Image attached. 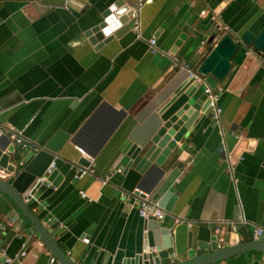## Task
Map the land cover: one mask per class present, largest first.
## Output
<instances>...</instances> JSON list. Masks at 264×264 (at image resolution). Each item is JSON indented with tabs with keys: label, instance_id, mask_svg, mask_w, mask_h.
I'll use <instances>...</instances> for the list:
<instances>
[{
	"label": "crops",
	"instance_id": "obj_1",
	"mask_svg": "<svg viewBox=\"0 0 264 264\" xmlns=\"http://www.w3.org/2000/svg\"><path fill=\"white\" fill-rule=\"evenodd\" d=\"M116 2L124 9L135 4L0 0V123L21 132L27 147L46 143L58 130L69 135L57 165L69 174L57 188L39 190L34 209L75 264H124L140 251L144 221L131 195L139 175L132 167L125 171L122 148L194 71L211 35L235 37L264 23V0H153L140 11V38L131 30L119 40L92 44L87 31ZM151 39L158 53L150 52ZM173 58L183 68L174 67ZM204 80L220 89L221 114L218 123L201 116L172 155L178 198L160 222L173 229L174 264L189 261L187 253L212 236L221 249L250 242L254 228L264 229V54L241 48L229 79ZM80 156L90 161V172L73 179L70 163ZM14 212L0 205V224L15 225ZM19 228L27 239H7L10 227L0 230L6 258L29 241L18 264H49V251L28 227ZM217 264H264V255L245 253Z\"/></svg>",
	"mask_w": 264,
	"mask_h": 264
},
{
	"label": "water",
	"instance_id": "obj_2",
	"mask_svg": "<svg viewBox=\"0 0 264 264\" xmlns=\"http://www.w3.org/2000/svg\"><path fill=\"white\" fill-rule=\"evenodd\" d=\"M131 13L132 9H124L121 2L114 3L102 13L101 22L87 31L86 36L92 44L99 40L107 44L123 38L133 27ZM218 28L219 26L216 27ZM251 28L235 37L230 34H223L219 38L211 35L204 43L208 46L205 56L194 72L204 79L210 78L217 83H224L231 77L233 58L241 48L264 54V23L256 32ZM187 73L185 80L154 109L145 123L135 128L119 154V160L125 161V171L132 167L139 175L138 192L133 191L134 196L140 199L147 196L168 214L172 213L178 198L174 182L179 175V168L176 166L175 155H172L178 152L177 144L187 137L199 118L209 116V102L204 84L198 83L189 77V72ZM68 139L69 135L58 130L46 143L32 144L26 148L7 136H0V205L3 208L15 209L10 215V220L15 225L7 230V239L18 237L24 240L25 229L22 231L19 227H28L30 237H36L58 264L75 263L53 239L56 231L45 228L48 227L49 221L43 223L34 208L38 206L36 195L39 190L45 186L57 188L69 174L68 171L62 173L57 166L58 154ZM70 143H74L72 139ZM25 148L27 150H24ZM23 150L25 155L18 164L17 154ZM52 162L54 168L45 175L43 182H39L38 179L43 177ZM90 166L88 159L78 157L70 163L72 178L75 179L74 175H79V169L90 172ZM262 166L264 167V161ZM25 198L29 201L25 202ZM142 220L144 226L141 249L133 259L124 261V264H174V259L169 253L173 244V229L154 219ZM15 229L19 232L18 236ZM30 237L28 240L31 241ZM245 253L264 255L263 239L235 243L220 249L216 238L212 236L207 243L198 242L197 250L187 253L189 261L179 264H217L229 257ZM0 257L5 263V258Z\"/></svg>",
	"mask_w": 264,
	"mask_h": 264
},
{
	"label": "built area",
	"instance_id": "obj_3",
	"mask_svg": "<svg viewBox=\"0 0 264 264\" xmlns=\"http://www.w3.org/2000/svg\"><path fill=\"white\" fill-rule=\"evenodd\" d=\"M151 3H153V0H135V4L132 7V13L130 16V20L132 21V25H133L132 31L137 35V38H140V24H141L140 23V11L142 10L143 7H145L146 5H150ZM201 14L203 15L204 12H202ZM155 44H156L155 39H151L148 41L150 52L152 54L159 52L157 50ZM167 56H171V55L167 53ZM173 65H174V67H182V65H180L178 63L177 59H175V58H173ZM188 72H189V77L194 78L198 83L205 84L204 91L208 96L207 99L209 102V104H208L209 115H210L213 122L218 123L219 118H220V114H221V109L218 106L220 89H217V90L212 89L210 86L206 85L204 78L197 75L194 71L188 70ZM7 135H10L11 140L15 141L18 145L23 144L24 147H27V143L22 138L21 132L14 133L11 131V129L5 128L0 123V136H7ZM80 152L82 153L81 150H80ZM53 168H54V163L52 162L46 168V170L43 174V177L38 179V181L43 182L45 180V177H46L45 175L49 174ZM117 172L120 173L121 171L117 170ZM78 173H79L78 176L74 175L75 179H78V178L82 177L83 175L87 174L88 170L79 169ZM101 183H102V185H105L107 183V179L102 180ZM134 192H138V190L135 189ZM134 192H132L131 195L133 196V198L135 200L134 203L136 205L138 216L142 219H145V220L154 219L157 221H163L166 214L161 208L158 207L157 203L150 200L147 196H145L144 199H140L138 197H137L138 198L137 199L134 196ZM80 196L85 198V195L82 192H80ZM24 201L28 202L29 199L25 198ZM11 226H12V224L9 220L5 221L4 223L0 224V230L5 231L9 227L11 228ZM15 232L17 233V236H18L19 232L17 229H15ZM263 236H264V229L262 227H256L253 230L251 238H252V241H259L260 239H262ZM83 241L85 244L88 243L87 239H83ZM28 242L26 243V241H25V243L23 244V250L15 258H13V259L6 258L4 250H2V249H0V256L5 258L6 264H18V263H20L21 260L24 259L26 254H27L25 249H26ZM54 263H55V259L53 257H50L49 264H54Z\"/></svg>",
	"mask_w": 264,
	"mask_h": 264
}]
</instances>
